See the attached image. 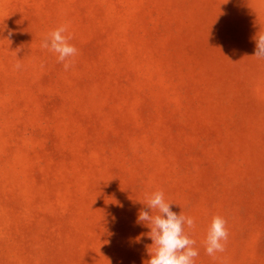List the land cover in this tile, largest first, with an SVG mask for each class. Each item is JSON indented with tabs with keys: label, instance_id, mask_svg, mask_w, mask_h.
I'll use <instances>...</instances> for the list:
<instances>
[{
	"label": "rangeland",
	"instance_id": "obj_1",
	"mask_svg": "<svg viewBox=\"0 0 264 264\" xmlns=\"http://www.w3.org/2000/svg\"><path fill=\"white\" fill-rule=\"evenodd\" d=\"M260 30L264 0H0V264H145L161 190L195 264H264Z\"/></svg>",
	"mask_w": 264,
	"mask_h": 264
},
{
	"label": "clouds",
	"instance_id": "obj_2",
	"mask_svg": "<svg viewBox=\"0 0 264 264\" xmlns=\"http://www.w3.org/2000/svg\"><path fill=\"white\" fill-rule=\"evenodd\" d=\"M68 25L63 24L48 33L42 40L41 47L57 54V60L62 63L64 71H69L73 65V57L78 53L75 46L69 43L71 35ZM256 47L254 55L257 59H264V30H260L254 37ZM43 67V66H42ZM15 70H21L22 65L17 62ZM146 208L138 213L137 222L144 223L150 231L147 233L152 244L148 247L150 259L145 264H195V258L199 251L194 247L196 241L191 239L184 231L185 225L189 229L195 227V220L182 212L177 215L170 208L172 205L166 202L164 192L155 191L145 195ZM153 211L157 214L153 215ZM227 221L219 216H213L207 229L204 240L205 251L209 256L217 252H223L227 243L229 232L226 227Z\"/></svg>",
	"mask_w": 264,
	"mask_h": 264
}]
</instances>
